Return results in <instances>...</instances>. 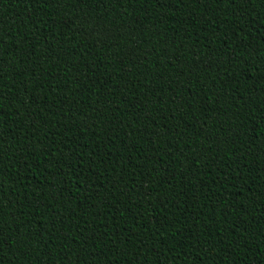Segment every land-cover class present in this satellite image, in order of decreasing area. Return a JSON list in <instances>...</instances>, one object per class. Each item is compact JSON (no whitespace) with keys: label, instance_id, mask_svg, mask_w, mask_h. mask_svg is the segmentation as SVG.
<instances>
[{"label":"trees","instance_id":"trees-1","mask_svg":"<svg viewBox=\"0 0 264 264\" xmlns=\"http://www.w3.org/2000/svg\"><path fill=\"white\" fill-rule=\"evenodd\" d=\"M0 264H264V0H0Z\"/></svg>","mask_w":264,"mask_h":264}]
</instances>
